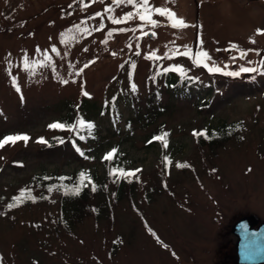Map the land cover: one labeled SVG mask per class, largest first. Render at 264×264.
Masks as SVG:
<instances>
[{
    "label": "rangeland",
    "instance_id": "obj_1",
    "mask_svg": "<svg viewBox=\"0 0 264 264\" xmlns=\"http://www.w3.org/2000/svg\"><path fill=\"white\" fill-rule=\"evenodd\" d=\"M139 4L0 0V139L31 138L0 148L3 264H237L235 222L252 215L264 222V35L257 34L264 30V0H149L150 8L170 9L186 28L171 27L155 12L151 18L157 26L141 21ZM128 13L133 15L126 22L110 19ZM149 32L155 35L144 34ZM187 49L192 58L180 54ZM199 51L211 57L205 61L209 68L221 72L196 65ZM170 68L193 79L194 90L213 92L211 104L200 110L195 100L177 101L175 110L146 128L133 123L129 134V118L144 110L157 88L156 73ZM241 68L257 71L224 74ZM85 97L98 106H115L113 117L96 122L118 137L77 162L67 154L43 156L37 141L53 137L48 126ZM161 97L168 99L164 90ZM237 121L246 126L242 139L217 149L198 147L194 132ZM162 129L169 135L167 147L158 141L147 146ZM118 144L128 164L124 172L135 173L126 177L143 184L133 205L126 199L117 203L111 193V212L100 220L91 215L70 235L54 231L58 192L47 203L8 207L22 190L41 193L39 177L45 171L53 176L83 169L105 177L104 157ZM164 155L171 165L160 178L156 172ZM110 164L109 172L119 166ZM153 188L158 192L151 194Z\"/></svg>",
    "mask_w": 264,
    "mask_h": 264
},
{
    "label": "trees",
    "instance_id": "obj_2",
    "mask_svg": "<svg viewBox=\"0 0 264 264\" xmlns=\"http://www.w3.org/2000/svg\"><path fill=\"white\" fill-rule=\"evenodd\" d=\"M132 73L130 74L131 77ZM159 81H162L161 86ZM155 86L157 87L154 92L147 96V101L144 106V110L138 108L139 111L135 112V118L130 117L127 131L130 134L133 129V123H140L141 128H146L149 124L155 123L162 115H166L175 110V103L182 100H195L196 106L203 110L207 108L211 103V94L209 90L200 91L194 90L193 79H188L184 74H178L174 68L160 70L156 73ZM231 84H228V87ZM162 90L167 94V101L162 102ZM79 104L75 107H70L65 117L59 123H63L67 126L65 129H53L54 136L50 138L44 137L47 141L46 144L39 143L43 147L42 155L47 157L55 156H67L77 161L84 160L88 157V152L98 149L99 146L105 144L110 138L118 137V135H112L113 130H105L101 123L96 122L98 117L107 116L108 114L113 117L117 112L115 106H109L108 103L102 106H98L97 102H93L88 98H82L79 100ZM83 119L85 123L91 122L95 125V128L89 130L87 127H80L79 121ZM75 126V127H71ZM246 126L242 121L223 123L217 126L216 129H212L209 133L200 136L198 139V147L202 150L217 149L226 147L230 141H238L242 139L241 135L244 133ZM115 130V129H114ZM121 133L118 131V134ZM167 133L165 129H162L160 133L154 135L152 140L147 144L151 146L156 141L163 144L161 140H156L154 137L161 136ZM128 134V135H129ZM124 136L121 140L129 138ZM168 133L166 140L168 141ZM63 140V143L60 142ZM121 144V143H120ZM120 144L115 148V155L111 160H106L107 174L105 177L98 175V173L86 172L83 169L75 171L71 175H66L63 172L56 173V175H49L46 171L40 178V185L44 189L41 193H34L33 190H26L27 194L30 192L31 197L35 199L24 198L23 202L17 204L16 207L32 206L38 203H47L50 200L51 195L54 192H58L60 195L59 200V215L54 221V231L59 233L73 234L75 229L83 223L87 218H91L93 215L97 220L106 217L112 210L110 207L112 198L109 194L115 196V201L120 202L127 200L133 205V200L136 197V193L143 185L140 178H129L120 175L119 172L111 174L109 172L110 163L115 161L118 166V170H126V155L123 152H119ZM164 146H162V149ZM82 153V154H81ZM165 157L161 158V167L156 173L160 178H163L168 173L171 165L168 157V161H165ZM81 172L86 173L91 178V183L85 181L84 187L81 188L79 195H65V189H71L79 184V174ZM64 178V179H61ZM96 186V190H92V185ZM52 189L49 191V189ZM153 194L156 188L151 189ZM161 191V190H160ZM21 194V193H20ZM20 194L14 195L9 200L8 205L17 203L14 198L20 196ZM173 197L175 195L169 191ZM110 202V205H109ZM16 207H12L15 209ZM116 249V245L114 247ZM0 264H3V255L0 253Z\"/></svg>",
    "mask_w": 264,
    "mask_h": 264
},
{
    "label": "snow or ice",
    "instance_id": "obj_3",
    "mask_svg": "<svg viewBox=\"0 0 264 264\" xmlns=\"http://www.w3.org/2000/svg\"><path fill=\"white\" fill-rule=\"evenodd\" d=\"M114 2L117 5H119L121 3H125V2L128 4H135V0H114ZM87 6L88 5H85V7H87ZM137 7L143 9L142 13H138L140 20L144 21L148 24H151L153 27L157 26V22L151 18L153 12H155L161 16H166L170 22L171 27H173V28L189 27V25L182 18H178L176 16V14L174 12H172L170 9H167V8H154V9L150 8L149 7V0H140V4ZM105 11H111V9L106 8ZM96 15L101 16L102 14L96 13ZM132 15H133L132 13H128L122 18L115 19V18L110 17V19H112L113 23L120 24V23L126 22L127 20L131 19ZM77 29L79 30V26H77ZM97 30H99V29H97ZM83 31L87 32L88 29L85 28V29H83ZM120 31H124V29H120ZM144 34L147 35V33H144ZM257 34L264 35V30L258 29ZM110 35H111V33H109V36ZM103 42L107 43V41H103ZM252 42L254 43L255 41H252ZM201 43H202V41H201ZM233 47H236V46L233 45ZM52 50L56 51V49L54 47ZM180 54L185 55V56H189L190 58H192L191 49H187L186 51H184L183 53H180ZM113 55H115V53ZM137 55H139V53H137ZM243 55H244V53H242V56ZM154 56H155V54L153 53L152 57H154ZM210 59H211V57L209 56V54L206 51H199L195 54L194 63L198 66L203 65V67L208 68V71H210V72H221V69L219 67H215V66H213L211 68L208 67V64L205 63V61L210 60ZM45 60H50V57L45 55ZM87 66L88 65H85V67H87ZM25 67L26 68L29 67V65L27 63V59H25ZM132 67L134 69L135 65L133 64ZM175 70H181L182 71V69H175ZM255 71H257L255 68H241L239 72H230V73H224V74L225 75H231V76H239L241 74V72L247 73V72H255ZM63 83H67V81H63ZM13 84H14V86H16L15 85V78L13 79ZM131 89H132V91H136V85L134 83L131 85ZM16 90L18 92L20 91L18 86H16ZM82 94L84 96L89 95L87 92H83ZM78 123H79L80 127H87L89 130L95 128V125L93 123H91V122L85 123V121L83 119H81ZM48 127L51 129H65L66 127H70V126H67L63 123L56 122V123L50 124ZM71 127H75V126H71ZM193 135L202 136V135H205V133L194 132ZM166 136H167V133H164L161 136L154 137V139L161 140L163 142L164 147L166 148L167 147ZM30 139L31 138L26 134L8 135V136H5L3 139H0V148H3L5 145H8V144L14 145L18 141H23L25 144H27V142ZM37 142L42 143V144L47 143V141L44 140L43 137H41ZM60 142L63 143V140H60ZM115 152H116V150L113 149L112 152H109L104 157V159L111 160L113 158V156L115 155ZM164 159H165V161H168V157H165ZM168 162L170 163V161H168ZM177 167H188V165L178 164ZM250 170L251 169H249V171ZM136 171H139V169H137ZM117 172H119V174L123 175V176H132L135 174L134 172H124V170H122V169H119V170L113 169L111 174H116ZM61 179H64V178H61ZM86 180L89 181V183H91V178L89 176H87L86 173L81 172L79 174V184L72 187L71 189H65V195H69V194L79 195L81 188L86 186L84 183ZM51 190L52 189L50 188L49 191H51ZM92 190L93 191L96 190V186L94 184L92 185ZM24 198H28V199H32V200L35 199L34 197H31L30 192L27 194V197H26V190H22L20 196L14 198V200L17 203L10 204V205H8V207L9 208L16 207L18 203L23 202Z\"/></svg>",
    "mask_w": 264,
    "mask_h": 264
},
{
    "label": "water",
    "instance_id": "obj_4",
    "mask_svg": "<svg viewBox=\"0 0 264 264\" xmlns=\"http://www.w3.org/2000/svg\"><path fill=\"white\" fill-rule=\"evenodd\" d=\"M154 35L153 32L148 33L150 37ZM258 225V219L252 215L241 218L233 226L232 232L237 236V264H264V223Z\"/></svg>",
    "mask_w": 264,
    "mask_h": 264
}]
</instances>
